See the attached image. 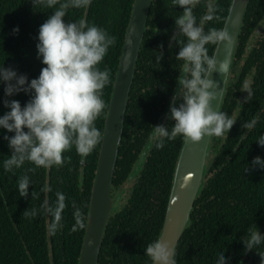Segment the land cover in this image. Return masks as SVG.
<instances>
[{"label":"trees","instance_id":"trees-1","mask_svg":"<svg viewBox=\"0 0 264 264\" xmlns=\"http://www.w3.org/2000/svg\"><path fill=\"white\" fill-rule=\"evenodd\" d=\"M133 2L90 0L86 6L69 5L65 9V22L83 17L116 38L98 64L101 70H109V83L101 90L105 106L95 120L100 138L87 156L81 158L71 146L63 153L68 158L59 166L37 167L25 161L19 168L6 171L3 160L11 150L3 138L7 130L0 128V264H78L105 119ZM231 2L202 0L199 9L208 12L211 5L213 11L212 19L202 25L205 32L223 27ZM61 3L66 0H56L51 8L44 0H0V65L25 73L29 79L38 76L43 66L36 54L39 25ZM160 3H152L149 23L153 9L165 8ZM14 26H19L18 32H13ZM147 34L145 29L112 182L114 186L133 184L127 204L115 208L108 220L98 264H151L144 246L157 239L162 230L184 141L177 135L171 140L164 138L163 145L156 147L155 125L170 129L174 122L163 118L184 61L171 60L162 51L158 64L155 59L159 54L149 51ZM162 35L159 44L165 48L170 34ZM183 36L180 46L187 40ZM215 46L206 45L210 56ZM233 64L239 70L234 82L228 83L220 111L236 121L211 140L205 183L175 248L176 264H215L221 251L230 258L227 264H259V252L264 253V242L245 251L241 240L246 231L264 233V168L244 172L254 156L264 158V146L255 140L264 133V0H249ZM245 87L251 91L248 99ZM5 98L18 99L23 105L29 95L21 91L5 97L4 84L0 83V115L8 110L3 104ZM247 120H254V127L247 129L242 124ZM145 148L144 160L135 167ZM23 175L31 183L26 196L16 190L17 178Z\"/></svg>","mask_w":264,"mask_h":264},{"label":"clouds","instance_id":"clouds-1","mask_svg":"<svg viewBox=\"0 0 264 264\" xmlns=\"http://www.w3.org/2000/svg\"><path fill=\"white\" fill-rule=\"evenodd\" d=\"M44 2L51 8L56 0ZM89 3L90 0H66L39 25L36 54L43 66L38 76L29 79L25 73L18 74L16 69L0 65V83L4 84L5 97L21 91L29 95L23 105L18 99L3 100L8 110L0 115V128L7 130L3 138L11 150L3 160L6 171L19 168L25 161L37 167L59 166L68 158L63 153L71 146L84 158L100 138L95 120L105 106L101 90L109 83V70H101L98 64L116 38L83 17L68 22L63 19L67 6L83 7ZM175 3L182 8V14L175 17L174 23L178 33L187 38L176 58L185 62L186 75L177 78L178 88L171 97L168 114L174 121L171 128L155 125L156 147L163 145L164 138L171 140L177 135L193 142L205 135L221 136L236 121L213 108L218 81L210 78V73H225L227 63L210 56L206 48L209 43L228 41V31L223 28L203 30L204 22L213 17L211 5L197 22L192 14L196 0H175ZM18 30L19 26H14L13 32ZM161 55L156 56L158 64ZM244 89L248 90L245 97L248 99L251 91ZM242 124L249 129L254 127L255 121L247 120ZM8 132L14 134L8 135ZM255 140L264 146V133ZM256 167L264 168V158L259 155L252 158L250 165L246 163L244 172ZM17 179L18 194L26 196L31 184L29 177L23 175ZM241 240L245 251L255 249L264 242V233L258 229L246 231ZM144 253L151 264H176L174 244L161 238L147 243ZM259 255V264H264V253L259 252ZM229 260L221 251L215 264H227Z\"/></svg>","mask_w":264,"mask_h":264},{"label":"water","instance_id":"water-1","mask_svg":"<svg viewBox=\"0 0 264 264\" xmlns=\"http://www.w3.org/2000/svg\"><path fill=\"white\" fill-rule=\"evenodd\" d=\"M151 3L152 0H134L133 2L105 119L78 264H98L108 220L119 203L120 195L113 196L111 193L112 181L123 135L129 94ZM248 3L249 0H232L223 25L230 39L217 42L212 54L217 60H225L227 63L225 73L216 71L210 73V78L218 81L217 95L212 104L213 108L219 111L227 89L238 36ZM169 106L163 118L164 121L169 118ZM212 138L213 136L205 135L200 141L184 140L182 143L174 168L162 230L158 237L174 244L175 248L189 224L195 201L204 186ZM147 150L148 148H145L140 154L135 167L142 163Z\"/></svg>","mask_w":264,"mask_h":264},{"label":"flooded vegetation","instance_id":"flooded-vegetation-1","mask_svg":"<svg viewBox=\"0 0 264 264\" xmlns=\"http://www.w3.org/2000/svg\"><path fill=\"white\" fill-rule=\"evenodd\" d=\"M156 1H161L160 4L164 5L165 8L161 7L160 10L158 8L153 9V12L151 15L152 16L151 22L149 23L147 21L148 23H146V29L148 30V34H149V35L147 34L149 51L153 55L154 54H160L163 51L167 58H169L171 60L173 58H175L177 61H179V59L176 58V53L179 50V46H180L179 44H180V41L182 40L181 37L183 36V34L178 33V28L175 25L174 21H175V17L182 14V12L180 11L181 7L175 3V0H152V3L154 4ZM212 1H215V0H212ZM152 3H151V6L153 5ZM201 4H202V0H196L195 6L192 8V14L196 20H197V15L199 14L197 22H199L202 15L207 13L205 8L199 9ZM150 9H151V7H150ZM149 13H150V11H149ZM147 20H148V18H147ZM258 30H259V28H258ZM165 32H168L170 34V37L168 38L167 46H165V48H164L159 44V39L164 36L162 34ZM184 65H185V62H183L182 68L179 70V76L180 75H186V73L184 71ZM233 66H235V65L233 64ZM174 68H177V65ZM236 72H237V70H236ZM171 73L174 74V72H172V70H171ZM228 83H229V79H228ZM228 83H227V86H228ZM177 88H178V82L176 84L175 91L177 90ZM170 103H171V100H170L168 106L170 105ZM168 106L166 107V111H167ZM166 111H165L164 116L166 115ZM124 186H125V183L123 185H119V186H114L112 184V188H111L112 195L117 196L118 194H121V198L119 200V203L115 208H118L120 206H124L127 204L130 191L127 192V190L125 189Z\"/></svg>","mask_w":264,"mask_h":264},{"label":"rangeland","instance_id":"rangeland-1","mask_svg":"<svg viewBox=\"0 0 264 264\" xmlns=\"http://www.w3.org/2000/svg\"><path fill=\"white\" fill-rule=\"evenodd\" d=\"M256 37H257V36L251 38L250 40H251L252 42H254L255 39H256ZM236 70L238 71V70H239V67L236 66V65H235V66H232L231 71H230V75H229V78H228L230 83L234 81V75H235ZM211 144H212V141H211ZM210 148H211V146H210ZM209 153H210V150H209ZM208 162H209V158H208V160H207V164H208ZM132 184H133L132 181H130V182H128V183L125 184L124 187H125V189L127 190V192L130 191V188H132ZM118 195H120V198H121V194H118ZM118 195H117V196H118ZM119 200H120V199H119Z\"/></svg>","mask_w":264,"mask_h":264}]
</instances>
